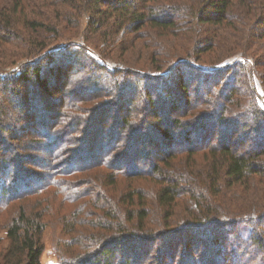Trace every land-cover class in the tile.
<instances>
[{"label":"trees","instance_id":"1","mask_svg":"<svg viewBox=\"0 0 264 264\" xmlns=\"http://www.w3.org/2000/svg\"><path fill=\"white\" fill-rule=\"evenodd\" d=\"M0 201V264H264V0H0Z\"/></svg>","mask_w":264,"mask_h":264},{"label":"rangeland","instance_id":"2","mask_svg":"<svg viewBox=\"0 0 264 264\" xmlns=\"http://www.w3.org/2000/svg\"><path fill=\"white\" fill-rule=\"evenodd\" d=\"M45 42L49 43V42H51V40L46 38ZM93 57L95 58L94 55H93ZM233 58L234 59H241L239 56H234ZM133 61H135V59H133L129 63H132ZM231 61H232V58L227 60L225 64L230 63ZM255 85H256V88H259L257 83H255ZM44 106L45 107H50V105H48V104H45ZM33 116H36V114H34ZM109 116H110V118L112 120L113 117H114V113L111 112L109 114ZM25 121H27L25 128L28 129V132H29V134L27 133L28 137H42V136H36L35 131H37L38 133H42L43 134L45 132V129L38 128V126H36V123H35V121L33 119L25 120ZM234 130H235L234 127L230 130L231 131L230 138L232 136H233L232 138H238L239 142L242 145H245V146L249 145V143H251V139L250 138L255 136V134L253 132V129L249 132V130H247L246 127L245 128H238V130H239L238 133H235ZM239 133H240L239 137H235V136H238ZM219 138H221V137H214L215 141H217ZM248 138H249V140H248ZM44 152H46V151L44 150L42 153H44ZM3 202H4V199L2 200V203ZM0 208H3V207L0 206ZM3 217L4 216H3V212H2L0 214V222L2 221L0 223V225L2 223H4L3 222ZM2 227L3 226H0V255H1L2 251L7 246L5 232H4ZM60 240H61L60 231H59V229L56 228L55 225H51L49 227H46V229L44 230V233H43L44 250H43V253H42L41 258H40L41 264H58L59 249H58V244L57 243Z\"/></svg>","mask_w":264,"mask_h":264}]
</instances>
